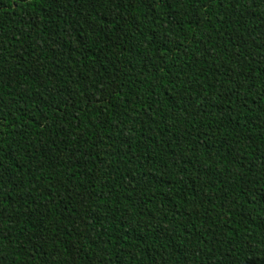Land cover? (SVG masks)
Returning <instances> with one entry per match:
<instances>
[{"label":"trees","instance_id":"1","mask_svg":"<svg viewBox=\"0 0 264 264\" xmlns=\"http://www.w3.org/2000/svg\"><path fill=\"white\" fill-rule=\"evenodd\" d=\"M0 264H264V0H0Z\"/></svg>","mask_w":264,"mask_h":264}]
</instances>
